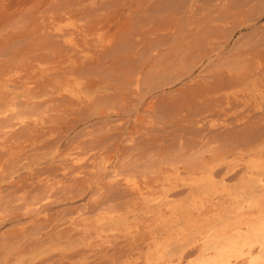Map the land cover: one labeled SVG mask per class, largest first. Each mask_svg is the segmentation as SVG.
<instances>
[{"label":"rangeland","instance_id":"rangeland-1","mask_svg":"<svg viewBox=\"0 0 264 264\" xmlns=\"http://www.w3.org/2000/svg\"><path fill=\"white\" fill-rule=\"evenodd\" d=\"M226 230L264 264V0H0V264H202Z\"/></svg>","mask_w":264,"mask_h":264},{"label":"bare ground","instance_id":"bare-ground-1","mask_svg":"<svg viewBox=\"0 0 264 264\" xmlns=\"http://www.w3.org/2000/svg\"><path fill=\"white\" fill-rule=\"evenodd\" d=\"M161 3V2H160ZM169 3H170V1H169ZM171 4H173V3H171ZM176 4V3H175ZM172 7V6H171ZM177 7V6H176ZM176 9V8H175ZM154 10V9H153ZM156 10V9H155ZM170 10V9H169ZM150 17V16H149ZM157 19V18H156ZM147 22V21H146ZM137 25V24H136ZM210 29V28H209ZM214 29V28H213ZM213 31V30H212ZM67 32V31H66ZM210 33V32H209ZM205 34H206V32H205ZM208 35V34H207ZM179 37V36H178ZM204 37V36H203ZM177 38V37H176ZM192 40V39H191ZM176 41V40H175ZM195 41H196V39H195ZM202 41V40H201ZM205 41V40H204ZM198 44V43H197ZM151 45V44H150ZM184 47V46H183ZM195 47H196V45H195ZM151 48V47H150ZM188 48H190V47H188ZM147 49V48H146ZM149 49V48H148ZM195 49V48H194ZM116 50V49H115ZM183 52V51H182ZM193 52H194V50H193ZM199 52V51H198ZM171 54V53H170ZM185 54V53H184ZM183 54V55H184ZM190 54V53H189ZM142 55V54H141ZM186 55V54H185ZM174 57V56H173ZM187 57H188V55H187ZM193 57H194V54H193ZM193 57H190V58H193ZM128 57H126V59H127ZM189 58V59H190ZM236 58V57H235ZM143 59V58H142ZM171 59V58H170ZM175 59V58H174ZM181 59V58H180ZM188 59V58H187ZM194 60V59H193ZM242 60V59H241ZM177 61H179V60H177ZM177 61H175L176 63H177ZM192 61V60H191ZM170 62V61H169ZM168 62V63H169ZM185 62V61H184ZM175 63V64H176ZM181 63V62H180ZM189 63V62H188ZM130 64V63H129ZM170 64H172V63H170ZM245 64V63H244ZM135 65V64H134ZM186 65V64H185ZM175 67V66H174ZM233 67V66H232ZM245 67V66H244ZM169 68H170V65H169ZM248 68V67H247ZM170 70H172V69H170ZM245 70V69H244ZM247 70V69H246ZM167 75V74H166ZM164 76V75H163ZM164 77H166V76H164ZM115 78V77H114ZM235 78V77H234ZM214 80V79H213ZM217 80V79H216ZM71 81V80H70ZM119 81V80H118ZM124 82V81H123ZM213 83V82H212ZM167 103V102H166ZM163 110V109H162ZM169 114V113H168ZM261 128H262V126H261ZM263 131V130H262ZM255 132V131H254ZM257 134V133H256ZM169 196V195H168ZM75 224V223H74ZM221 228V227H220ZM237 230H240V228H237ZM218 232H220V231H218ZM223 232V231H222ZM221 232V233H222ZM226 232H227V230H226ZM243 233V232H242ZM242 233H241V231H238V237L239 238H242L241 236H242ZM223 234V233H222ZM214 236H216V233L213 235V234H208L207 235V239H206V241L204 242V247L206 248V249H208V248H216L217 249V251H218V255L216 256V257H211V258H208V256H206V255H202V258H203V261H202V264H235L234 262H233V260H232V257H239L240 256V253L238 252V250L236 249V248H230V247H228L226 244H228L227 243V241L226 240H224L225 238H228V232H227V234L225 233L221 238H220V240H219V244L217 245V246H215L214 244H217V242H218V240H217V242L214 240L215 239V237ZM213 237H214V239H213ZM217 238H219V235L218 236H216ZM213 240H214V242H213ZM228 240V239H227ZM236 240H233L232 242H235ZM222 245H225L224 247H222ZM264 248V247H263ZM261 258H263L264 259V254H262L261 255Z\"/></svg>","mask_w":264,"mask_h":264}]
</instances>
